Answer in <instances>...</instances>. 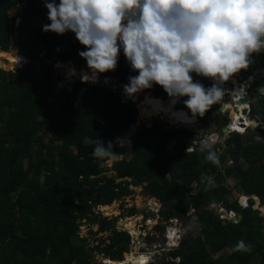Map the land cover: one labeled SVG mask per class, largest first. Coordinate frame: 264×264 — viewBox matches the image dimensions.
<instances>
[{
  "label": "trees",
  "instance_id": "trees-1",
  "mask_svg": "<svg viewBox=\"0 0 264 264\" xmlns=\"http://www.w3.org/2000/svg\"><path fill=\"white\" fill-rule=\"evenodd\" d=\"M21 7V22L16 27V18L11 19L10 13L19 12ZM48 23L43 0H0L1 53L11 54L14 38L20 53L30 60L17 72L0 68V264H96L95 250L112 261H124L131 251V234L118 229V219L91 217L90 213L94 204L110 208L134 193L131 186L140 185H146L148 194L164 205V222L189 220L188 209H195L196 226L203 229L198 241L195 237L187 239L183 248L172 254L174 259L164 264H255L254 258L257 264H264V216L254 209L253 200L259 198L264 206V95L257 93L264 85V52L254 55V63L239 72L241 83L253 78L250 90L257 104H250L249 116L259 120V125L245 131L242 124L244 134H228L220 156L222 167L205 162V154L198 150L186 153L198 133L155 124L142 126L129 148H114L127 156L114 163L116 175L107 177L108 162L94 160L93 146H85L83 138L101 139L105 146L108 141L115 143L137 124L139 110L124 103L122 94L106 85L78 80L71 88L58 90L62 76L55 75V65L60 60L87 65L79 56L85 49L71 32L63 36L45 33L43 25ZM4 60L15 63L10 58ZM67 63L59 62L58 66L63 71H87ZM21 65L24 62L10 67L15 70ZM103 75L126 84L136 73L121 52L116 71ZM193 76L205 87L212 86L211 80ZM154 87L159 98L167 94L161 87ZM224 101L198 117L207 127L220 123L216 134H223L230 124L228 113L223 114ZM253 131L263 137L262 142L255 140ZM216 148L221 150V145ZM201 172L215 176V189L204 191L199 183ZM233 175L240 177L241 190L250 197L247 208L243 209L238 199L228 204L227 182ZM129 178L133 181L126 182ZM195 183L200 185L197 192L192 190ZM220 204L241 214V222L216 214L212 206ZM139 212L134 208L131 214ZM84 220L99 224V232L93 234L111 233L103 239V247L97 246L93 253L86 248L89 240L80 236ZM158 229L163 231L165 227L160 224ZM241 239L252 245L251 253L232 252L216 258ZM132 257L129 254L128 259Z\"/></svg>",
  "mask_w": 264,
  "mask_h": 264
},
{
  "label": "clouds",
  "instance_id": "clouds-1",
  "mask_svg": "<svg viewBox=\"0 0 264 264\" xmlns=\"http://www.w3.org/2000/svg\"><path fill=\"white\" fill-rule=\"evenodd\" d=\"M43 3L50 21L43 25V31L61 36L71 32L85 49L79 56L86 61L87 71L80 74L79 80L96 83L101 74L116 71L123 52L130 70L136 73L123 84L124 95L134 100L159 86L173 106L186 97L183 103L191 117L183 112L177 114L184 123L194 124L197 117H204L214 105L221 104L222 85L231 87L226 83L247 70L254 63V55L264 52V0H43ZM16 58L19 62L22 59ZM193 74L211 80L212 86L205 87ZM70 75H77L76 70L71 69ZM110 88L119 92L116 86ZM257 93L264 95V85ZM240 122L246 121L242 118ZM207 133L208 130L201 131L186 153L198 150L205 154V162L220 168V156L229 135ZM82 143L93 146L91 155L101 162L122 157L114 151L116 146H131L130 140L121 138L115 143L108 141L105 146L103 140L86 136ZM217 144L221 150L216 148ZM199 183L205 192L217 187L215 176L209 172H201ZM195 211L187 212L191 226L198 223ZM252 250V245L242 239L231 248L233 253Z\"/></svg>",
  "mask_w": 264,
  "mask_h": 264
},
{
  "label": "rangeland",
  "instance_id": "rangeland-1",
  "mask_svg": "<svg viewBox=\"0 0 264 264\" xmlns=\"http://www.w3.org/2000/svg\"><path fill=\"white\" fill-rule=\"evenodd\" d=\"M18 10H15L13 12L10 13V18L11 19H15V25L16 27L19 26L21 19L20 17H18ZM41 22V19L39 20V24ZM12 44L10 47V55L6 58H10L13 59V61L16 63H11V65H20L21 63L24 62V65H21V67L26 66L28 63H30V61H28L27 59L24 58V56L19 55L20 54V49L19 47L16 45V42L14 39L11 40ZM1 52V50H0ZM16 56H19L21 59V61L19 62L16 58ZM4 55H0V68L5 69L7 71H14L15 70L13 68H11L10 64L6 67L3 59H4ZM71 62H68L67 64H70ZM39 63H37V67H36V75L39 74ZM20 67V66H19ZM55 68L57 69V73L55 74L60 75V73H62L60 67L58 66V64H56ZM70 70H64L63 72L65 73V78H60L59 82H58V86H63V81L65 80H69V88H71V85H73L74 83H76V81H78L80 79V74L82 73L81 69H77L76 73L77 75L72 76L70 75ZM62 75V74H61ZM239 76V77H238ZM240 77L241 75L235 74L234 77H232L235 81L234 82L233 79L232 82L233 84L236 83V86L238 85V82L240 83ZM237 78V79H236ZM72 79V80H71ZM99 83L93 84V85H106L108 87H110L109 85H107L106 83L103 84L102 78H100ZM250 79H253L250 77ZM247 80L245 82H243V85L245 86L246 83H250L253 81ZM227 86H230L232 84L230 83H226ZM235 85V84H234ZM57 86V87H58ZM236 86L233 87V89H229L227 94H224L225 101L223 102V114L228 113V117L230 119V123L233 119V110L231 107L229 108L228 111H224V107H228L227 103L228 100H231L232 98L235 100L236 97L238 95H234V93L236 92L234 89L236 88ZM251 86V84H250ZM250 86L249 87H243L241 88L239 91H241L242 93H250L253 95L254 91L250 90ZM232 91H234V93H232ZM146 92V91H145ZM143 92V93H145ZM152 93V92H149ZM230 96H229V95ZM230 97V99H229ZM232 102V101H231ZM234 105V101L232 102ZM251 103H255L257 104V100L256 99H252ZM182 104V103H181ZM236 108V105H235ZM139 110V119L138 122L135 126H133L129 131L127 132H123V140L125 141H131L132 143V138L135 136V134L139 131V129L144 126V125H148V123H145L143 121V119L141 118V108H137ZM243 109H247V107H243L241 109V113ZM251 108L249 107V110ZM190 112L189 110H187V113ZM215 114V113H214ZM249 115H250V111H249ZM247 116L246 118H243L249 125H251V129L257 127L255 126V123L259 125V120H255L253 121V123H251L249 120L251 119L250 116ZM155 117H159L154 115ZM191 117V115H189ZM164 119V118H163ZM242 119V118H241ZM258 119V118H257ZM165 121H168V119H164ZM174 125L173 128H185L188 129L192 132H196V133H200L202 131V129H205V131L208 130V134L211 135L213 133L216 134L217 132V127L220 125V123H216L214 126H205L204 123H201V120L197 117L196 118V122L194 124H191L189 126L186 125H182V124H175L172 123ZM231 125V124H229ZM149 127H152V125H148ZM248 127V128H249ZM195 128V129H194ZM226 128V127H225ZM246 131V130H245ZM250 131V129H249ZM248 131V132H249ZM223 133H228L230 134L231 131L225 132L224 129L222 131ZM233 132V131H232ZM247 132V133H248ZM254 133V138L256 141L262 142L263 137L259 135V133L253 131ZM46 142H48L46 140ZM126 148H129V146H127L126 144ZM127 153H124V155H122V157L119 160L124 159L127 155ZM116 161H111L108 162V168L110 170H108L105 173V176L107 177H113L116 175V172H114L112 170V168L114 167V163ZM25 164L27 165V162H25ZM232 164V163H231ZM242 165H244V167L246 168L248 165L244 162H241ZM43 178V177H42ZM171 178V177H170ZM172 179V178H171ZM122 181V180H120ZM126 182H132L133 179L129 178V179H125ZM228 186L230 187V190H228V192L226 193V199L228 201V204L231 205L236 199H238L239 201H241V203H243L244 206L249 205V199L247 200V198L245 197L244 193L241 190V186H240V177H238L237 175H233L231 178L228 179L227 182ZM200 188V185L198 183H195L192 186V190L194 192H197ZM131 189L134 191V193L130 196L124 197L122 200H118L116 201L113 205H110L111 207L109 208L108 206H103V205H95L94 204V209L93 211L90 213L91 217H101V218H107L109 220H113V219H118L117 221V227L119 230L121 231H127L131 234L132 236V245H131V251L129 253L125 254V260L122 262H114L111 261L110 259L106 258L104 255L100 254L97 250H93L94 253L92 252V249H95L97 246H102L103 247V239H107L111 233H102V234H93L92 231H95L96 233L99 232L100 226L97 223H92L89 222L87 220H84L82 223V227H81V231H80V236L83 239H88L89 240V245L86 246L87 250L93 254H95V259H96V264H164L166 262H168L169 260H173L174 257L172 256V254L174 253L175 250H178L180 248H183L184 246V242L191 238V237H195L198 241V237L199 236H203V229L195 226H191V219L189 220H173L171 221L170 224L166 223V226L163 225L165 227V230L160 231L158 229L159 225H162V222L164 221L162 213L165 209L164 205L157 200L156 198L151 197L147 190H146V185H140V186H131ZM244 198H246V200H244ZM255 202H256V206H259V199L256 197H253ZM94 202L91 203V205ZM134 208H138L139 209V214L133 215L131 214L132 209ZM212 209L214 210V212L216 214H221V218L223 219H227L232 221L233 219H235V221L233 222H237V214H235L234 212H231L227 209V207H225L224 205H213ZM262 215L264 216V212L262 211ZM136 220V221H135ZM158 222V224H157ZM129 225H131V227L129 228ZM179 227V228H178ZM170 228V229H169ZM174 229L176 230L175 233L177 235H175V237H172V233L171 230ZM180 234V235H179ZM170 237V238H169ZM78 244L80 243L79 241L77 242ZM107 244H110L109 240L107 242ZM176 245V246H175ZM106 246V245H104ZM232 253V251L230 249H225L224 251L220 252L219 254L216 255V258H218L220 255L226 254V255H230ZM129 254L134 255V257H132L131 259H128ZM181 259H177V262L180 263ZM254 263L257 264L259 263V261L257 260V258H254Z\"/></svg>",
  "mask_w": 264,
  "mask_h": 264
},
{
  "label": "bare ground",
  "instance_id": "bare-ground-1",
  "mask_svg": "<svg viewBox=\"0 0 264 264\" xmlns=\"http://www.w3.org/2000/svg\"><path fill=\"white\" fill-rule=\"evenodd\" d=\"M0 55H4L6 57H8L9 55H6V54H3L0 52ZM13 60V59H12ZM11 64V63H9ZM70 69V68H69ZM68 69V70H69ZM82 72H84V70L81 69ZM234 77V76H233ZM66 78V77H65ZM233 78L230 79V81H232ZM72 80V79H71ZM100 81V79H99ZM96 82V83H99ZM105 81H108V80H105L104 79V82ZM234 82H237L233 79ZM69 82V80H68ZM95 83V84H96ZM236 84V83H235ZM240 89H238V91H236L234 93V95H238L236 97V99L234 100L233 98L231 100H228V108H234L233 110V119H232V123H231V126H232V130L231 131H242V128H241V125L242 123L240 122L241 121V118H246L247 116L246 115H243L241 114V109L243 107H248L247 105H240V106H237L236 108L239 109L237 112L236 108H235V105L232 103L233 101H237L240 97H244L245 93H242L241 91H239ZM224 94H227V90L224 91ZM140 95H143L145 98L144 100H139V98L137 97L136 99H132L133 101H138L141 103V115H142V119L145 123H148L150 122V119L152 117H155L154 115L156 116H159L157 118H161V119H168V121H170L171 123H175V124H182V125H186V126H189L191 124L189 123H184L182 122V118L180 116H178L177 114L183 112V113H186L187 114V117L190 118L189 115H191L190 112L187 113V110H183V108L180 109V111L177 110V108L180 106V107H183L184 103L180 100L179 102H177L174 106L172 105V102L169 99H167V97L165 98H162V97H157L153 92L152 93H147V95H144V93H141ZM232 101V102H231ZM182 103V104H181ZM161 108L163 110H161ZM178 124V125H179ZM259 199V198H258ZM244 200H246V198H244ZM260 201V199H259ZM260 205V204H259ZM136 221V220H135ZM131 227V225H129V228ZM179 228V227H178ZM170 229V228H169ZM176 230L172 229L171 230V233H172V237L174 238L175 235H177L175 233ZM180 235V234H179ZM170 238V237H169ZM176 246V245H175Z\"/></svg>",
  "mask_w": 264,
  "mask_h": 264
},
{
  "label": "water",
  "instance_id": "water-1",
  "mask_svg": "<svg viewBox=\"0 0 264 264\" xmlns=\"http://www.w3.org/2000/svg\"><path fill=\"white\" fill-rule=\"evenodd\" d=\"M22 12H23V8L21 7L20 10H19V13H22ZM18 43H19V40H17V44ZM60 62L61 63H67L64 60H61ZM4 63H5V65H9L10 62L8 60H5ZM71 64L80 65V66H83V67L87 68V65L79 64L76 61H71ZM22 68L23 67H19V68L15 69V72H17L18 70H20ZM62 77L65 78L64 77V74L62 75ZM100 78L105 79V80H108L107 82H108L109 86H116V87H118L117 90L122 94V98H123L124 103H127L130 107L131 106H135L136 108H141V103L140 102L133 101L132 99H129L128 97H126L124 95V93H123V84H121V82H119L117 79L112 78V77H109V76H105L103 74L100 75ZM250 81H252V79H250ZM228 83L232 84V82H230V81ZM72 86L73 85H71V87ZM249 86H250V83H246L245 86L243 84H238V88L235 89V91L238 90V89H241L243 87H249ZM64 87H70L69 86V82L67 80L63 81V86L62 85L61 86H58L57 89L60 90V89H62ZM222 88H223L224 91H226L227 89H232L231 87H226L225 84L222 85ZM156 90H157V87H154L150 92H153L157 96ZM164 97H167V99H169V97H168L167 94L164 95ZM138 98H139V100H144L145 97L143 95H139ZM251 101H252V94L246 93L244 95V97H240L237 101H234V103H235L236 107L237 106H240V105H247L249 107L250 104H251ZM181 108H183V110H188L185 107V105H183V107H180L179 106L177 108V110L180 111ZM228 110H229L228 107H224V111H228ZM236 110H237V112H239L238 111L239 109L236 108ZM241 114L248 116L249 115V109H243ZM250 122L253 123L252 121H250ZM231 123H232V121H231ZM155 124H161L165 129H172L174 127V125L170 121H165L164 119H161V118H154V119L150 120V122H148V125H152V127ZM242 124H243L242 126L245 127V130L248 129V127L250 126L246 122L245 123H242ZM255 126L258 127V124L255 123ZM231 128H232V126L231 125H228L226 128H224V131L225 132L231 131L232 130ZM202 131H205V129H202ZM198 135H199V133H198ZM254 209L259 210V211L262 212V211H264V206H261V205L256 206L255 205L254 206ZM227 219H229V218H227ZM241 220H242V215L241 214H238L237 215V222H234V223H240ZM233 221H235V219H233L232 222ZM157 224H158V222H157ZM162 225H165L166 226V222L163 221L162 222Z\"/></svg>",
  "mask_w": 264,
  "mask_h": 264
},
{
  "label": "flooded vegetation",
  "instance_id": "flooded-vegetation-1",
  "mask_svg": "<svg viewBox=\"0 0 264 264\" xmlns=\"http://www.w3.org/2000/svg\"><path fill=\"white\" fill-rule=\"evenodd\" d=\"M234 84H235V83H234ZM234 84L231 85L232 89H233L234 86H236V84H235V85H234ZM237 88H238V85L236 86L235 89H237ZM235 89H234V90H235ZM236 91H238V90H236Z\"/></svg>",
  "mask_w": 264,
  "mask_h": 264
},
{
  "label": "crops",
  "instance_id": "crops-1",
  "mask_svg": "<svg viewBox=\"0 0 264 264\" xmlns=\"http://www.w3.org/2000/svg\"><path fill=\"white\" fill-rule=\"evenodd\" d=\"M163 98H165V97H163ZM195 129V128H194Z\"/></svg>",
  "mask_w": 264,
  "mask_h": 264
}]
</instances>
